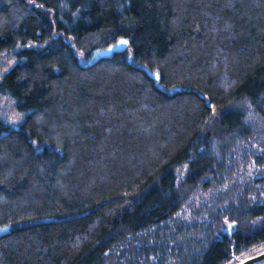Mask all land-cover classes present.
Segmentation results:
<instances>
[{
  "label": "trees",
  "instance_id": "trees-1",
  "mask_svg": "<svg viewBox=\"0 0 264 264\" xmlns=\"http://www.w3.org/2000/svg\"><path fill=\"white\" fill-rule=\"evenodd\" d=\"M13 51L0 264L264 252V0H0Z\"/></svg>",
  "mask_w": 264,
  "mask_h": 264
},
{
  "label": "rangeland",
  "instance_id": "rangeland-1",
  "mask_svg": "<svg viewBox=\"0 0 264 264\" xmlns=\"http://www.w3.org/2000/svg\"><path fill=\"white\" fill-rule=\"evenodd\" d=\"M19 57L11 53H0V80L4 74L18 61ZM24 113L17 105L15 98L11 94L0 93V120L9 124L10 127L18 128L23 122ZM5 228H0V233Z\"/></svg>",
  "mask_w": 264,
  "mask_h": 264
},
{
  "label": "water",
  "instance_id": "water-1",
  "mask_svg": "<svg viewBox=\"0 0 264 264\" xmlns=\"http://www.w3.org/2000/svg\"><path fill=\"white\" fill-rule=\"evenodd\" d=\"M121 41H127V44H121ZM129 40L127 38H120L116 43L110 45L109 47L99 49L96 51L95 56L98 58L102 57H110L113 52H121L128 48ZM150 75L154 78H158V72H150ZM238 264H264V252L260 253L256 256L250 257L248 259L243 260Z\"/></svg>",
  "mask_w": 264,
  "mask_h": 264
},
{
  "label": "snow or ice",
  "instance_id": "snow-or-ice-1",
  "mask_svg": "<svg viewBox=\"0 0 264 264\" xmlns=\"http://www.w3.org/2000/svg\"><path fill=\"white\" fill-rule=\"evenodd\" d=\"M121 44H127V41H121ZM231 225H229V229H231Z\"/></svg>",
  "mask_w": 264,
  "mask_h": 264
}]
</instances>
